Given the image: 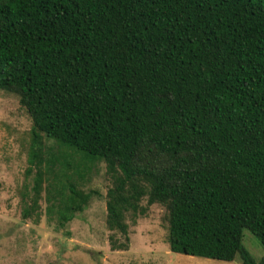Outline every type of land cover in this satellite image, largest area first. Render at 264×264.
Here are the masks:
<instances>
[{"label":"trees","instance_id":"obj_1","mask_svg":"<svg viewBox=\"0 0 264 264\" xmlns=\"http://www.w3.org/2000/svg\"><path fill=\"white\" fill-rule=\"evenodd\" d=\"M0 91L33 122L25 220L46 191L64 229L92 198L70 171L104 163L112 250L146 200L172 253L264 264V0H0Z\"/></svg>","mask_w":264,"mask_h":264},{"label":"rangeland","instance_id":"obj_2","mask_svg":"<svg viewBox=\"0 0 264 264\" xmlns=\"http://www.w3.org/2000/svg\"><path fill=\"white\" fill-rule=\"evenodd\" d=\"M32 130L33 122L19 99L0 91V264H243L240 257L224 262L172 253L166 208L148 206L146 200L142 205L148 208L147 214L135 220L130 216L127 221L128 250H112L111 240L124 242V238L107 228L106 199L111 181L104 163H87L90 171L83 177L70 171L73 182L92 198L85 211L64 229L47 214L46 191L40 212L25 220L23 210L33 204L36 176L35 167L29 173ZM43 143L45 157L62 153L55 142L43 139ZM75 160L81 162L79 157ZM243 244L260 262L264 255L260 240L246 230Z\"/></svg>","mask_w":264,"mask_h":264}]
</instances>
